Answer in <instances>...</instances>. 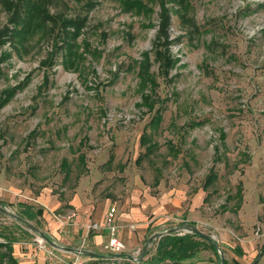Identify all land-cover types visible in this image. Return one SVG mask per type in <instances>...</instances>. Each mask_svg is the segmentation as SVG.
<instances>
[{"label":"rangeland","instance_id":"374dc122","mask_svg":"<svg viewBox=\"0 0 264 264\" xmlns=\"http://www.w3.org/2000/svg\"><path fill=\"white\" fill-rule=\"evenodd\" d=\"M198 194L195 226L218 244L263 235L264 0H0L3 207L48 234L76 195L101 216ZM37 237L46 264L71 258L0 211V242Z\"/></svg>","mask_w":264,"mask_h":264},{"label":"crops","instance_id":"0c3cea01","mask_svg":"<svg viewBox=\"0 0 264 264\" xmlns=\"http://www.w3.org/2000/svg\"><path fill=\"white\" fill-rule=\"evenodd\" d=\"M198 196V201H195L192 204V207H187L184 209H182L181 204L185 198H181L180 196H174L173 198H170L168 195L161 198L159 200V203H156L154 199L149 197L146 198L145 196L142 202H137L134 197V200H132L133 202L129 200L125 203V205L118 206L117 223L120 226V236L127 245V252L125 254H127V256H130L134 251L139 249L141 250L142 244L144 243L146 245L149 238H151L152 236H156L157 234H161L167 229L182 226L186 223L194 225L199 224L202 221L203 217L201 213L196 210V208L200 207L203 204L204 196H202L201 194H198ZM71 203L79 211V221L87 218L101 220L110 208L109 207L105 211H103L101 216H94L90 206H84V202L80 199V197H78V195H76ZM171 203H173V205H171ZM22 227L25 228L24 226ZM181 230L182 229L178 230V232ZM47 233L52 241L67 240L66 245H74L75 247L80 246L82 240L85 239V246L88 250L96 253L110 254L104 253V243L107 239L106 234H88L87 231L85 229L83 230L79 224H69L68 226L59 225L56 227L54 226V228ZM221 236L222 238L219 241V246L223 249L226 255L225 261L227 259L228 264H254V261L259 255L261 247L264 244V233L262 236L258 235L256 237L235 238L230 237L228 233H221ZM160 237L161 236H159V238ZM33 240H36V238H34ZM157 242L158 240L152 241L150 245ZM22 243H26L27 245L25 247L30 248L22 250L20 248V245ZM10 247L12 248L13 254L20 262V264H46L44 262L46 260L44 252L41 251L38 252L37 255H35L37 245L31 243V241L23 239H21V241L20 239L17 241V239H14L13 243L10 244ZM64 252L65 254H68L69 257H71L70 259H73V257H75L77 254L67 250ZM153 254L154 252H151L150 249L148 250L147 248L142 259H147ZM99 258H104L102 259V261H105L107 258L127 261L124 264L132 263L130 262L129 257H91L92 260H96L101 263L100 260H98ZM192 260L195 261L196 264H218L216 255L213 253L210 254V260L208 261H205L203 257H195ZM114 262L115 264L122 263L118 260ZM256 264H264V253Z\"/></svg>","mask_w":264,"mask_h":264},{"label":"trees","instance_id":"16d2710c","mask_svg":"<svg viewBox=\"0 0 264 264\" xmlns=\"http://www.w3.org/2000/svg\"><path fill=\"white\" fill-rule=\"evenodd\" d=\"M167 38V35H165V39ZM28 214L29 215L26 216L30 220L37 217L36 213ZM13 241L14 240H10L6 243L0 242V264H20L14 256L12 248H9V244L13 243ZM203 242L211 245L220 257L214 242L208 240L204 236L196 232L185 234L173 232L164 234L158 239L156 250L152 256L144 260L142 259L140 263L132 262L131 260L130 262L133 264H163L166 260H170L175 264H180L181 262L183 264H193L192 259L196 257V248H198ZM99 259L102 260L104 258ZM188 260H190V262H187ZM123 262H125V260H123ZM225 264H228V262L225 261Z\"/></svg>","mask_w":264,"mask_h":264},{"label":"built area","instance_id":"2783aa9c","mask_svg":"<svg viewBox=\"0 0 264 264\" xmlns=\"http://www.w3.org/2000/svg\"><path fill=\"white\" fill-rule=\"evenodd\" d=\"M117 213L118 208L116 205L110 206L105 216L101 220L94 219H84L79 221V213L76 210H71L65 217V220L72 222L73 224H79L83 227L88 234L91 233H102L107 235V239L104 243L105 249L110 253H125L127 252V245L125 241L120 236V226L117 223ZM192 233V231L187 229H182L179 234ZM36 241L38 243L36 251L44 252L46 259H52L54 256V251L51 250L47 244L43 241L41 237H37ZM86 240L83 239L80 244L79 249H83ZM141 255V250H136L132 253V258H129L132 262L140 263L139 257ZM61 264H88L86 258L82 254H76L73 259H69Z\"/></svg>","mask_w":264,"mask_h":264},{"label":"water","instance_id":"95a60500","mask_svg":"<svg viewBox=\"0 0 264 264\" xmlns=\"http://www.w3.org/2000/svg\"><path fill=\"white\" fill-rule=\"evenodd\" d=\"M0 211H2L4 213L12 216L13 218H16L17 220H19L21 222H23L28 227H30L32 230H34L35 232H37L38 234H40L44 239H46L47 241L51 242L58 249H64V250H67V251H70V252H73V253H77V254H82V255L88 256V257H108V258H120V257H129V258H132L133 257L132 255L127 256V254H125V253L102 254V253L93 252V251L88 250V249H79V248H76V247L63 246V245H59V244L53 243V241L51 240V238H50V236L48 234H46L40 228L36 227L34 224L30 223L29 220H27L26 218L22 217L19 214H15V213L10 212L8 209H6L5 207H3L1 204H0ZM180 229H187V230H190L192 232H196V233L204 236L208 240L214 242V244L217 247V250H218V252L220 254V263L221 264H225V254L223 252V249L219 246V244L217 242H215L210 236L206 235L202 230H200L194 224L186 223V224H184L182 226L170 228V229H167L165 232H162L161 234H157L156 236H153V237H159V236H162L164 234L173 233V232H176V231H178ZM151 240H152V237L149 238V240H148V242H147V244H146V246L144 248V251H142L141 256L138 259L139 261L142 260V257L144 255V252L148 248ZM263 253H264V247L260 251V253L257 256V258L255 259L254 264H256L259 261V259L263 255Z\"/></svg>","mask_w":264,"mask_h":264}]
</instances>
